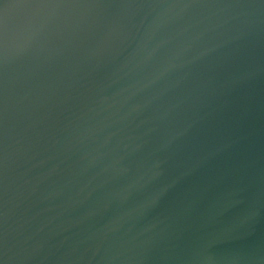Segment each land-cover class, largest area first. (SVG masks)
Masks as SVG:
<instances>
[{
  "label": "water",
  "instance_id": "95a60500",
  "mask_svg": "<svg viewBox=\"0 0 264 264\" xmlns=\"http://www.w3.org/2000/svg\"><path fill=\"white\" fill-rule=\"evenodd\" d=\"M0 264H264V0H0Z\"/></svg>",
  "mask_w": 264,
  "mask_h": 264
}]
</instances>
